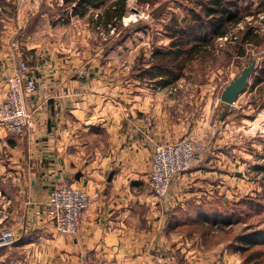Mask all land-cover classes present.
I'll list each match as a JSON object with an SVG mask.
<instances>
[{"label": "crops", "instance_id": "1", "mask_svg": "<svg viewBox=\"0 0 264 264\" xmlns=\"http://www.w3.org/2000/svg\"><path fill=\"white\" fill-rule=\"evenodd\" d=\"M30 1L0 0V71L12 72L23 58L36 69L37 80L26 97L31 112L26 132L15 136L0 127V213H5L0 222L14 221L19 209L20 235L29 232L10 252L0 250V264H242L229 240L204 253L197 250L198 240L179 232L183 226L168 225L176 208L185 212L199 206L198 199L208 202L221 194L230 178L221 167L228 158L218 148L205 151L176 177L171 201L151 192L147 165L154 146L191 133L190 123L171 125L170 113L183 107L182 98L146 92L113 96L102 77L90 78V48L74 46L69 37L89 38L90 31L72 28L77 17L62 24L57 16V24H50L49 0H35L47 2L39 14L31 8L24 12ZM35 18L39 24L32 28ZM98 68L102 71L103 64ZM91 85L100 92L90 91ZM4 90L0 79V99ZM203 123L207 127V120ZM207 129L213 134L211 126ZM59 184L97 196L77 235L45 238L50 224L34 211Z\"/></svg>", "mask_w": 264, "mask_h": 264}, {"label": "rangeland", "instance_id": "2", "mask_svg": "<svg viewBox=\"0 0 264 264\" xmlns=\"http://www.w3.org/2000/svg\"><path fill=\"white\" fill-rule=\"evenodd\" d=\"M52 2L54 0H49L52 6L47 5L50 9L48 14H51L50 18L48 17L50 24H57L58 20L55 18L57 16L61 19L59 21H63L62 24L70 21L71 17H77L71 16L65 20L63 11L66 9L69 13V7L63 8L62 0L56 1V4H52ZM192 2L193 0H149L138 3L136 0H127L124 16L119 24L111 28L108 33L102 28L98 29L99 33L94 32L90 28L89 15L86 14L83 17H77L72 28L81 33L89 30V38L80 33H77L78 36L73 34L69 37L72 36L74 46L90 48V78L102 77L103 79L100 80L109 86V90H107L109 93L113 96L118 94L132 96L146 92L160 95V97L177 94L182 98L181 106L183 107L170 113L174 116L171 119V125L178 127L190 123L189 130H191L190 134H186L177 140L192 137L205 143L206 152L212 148H218L221 154L227 156L228 159L223 160L221 167L227 170L230 180L224 182V188L218 198L224 196L230 201L237 203L240 201V205L236 203V207L231 213L230 203L218 204L220 205L219 211L230 215V219L233 220L232 225H230L231 232L227 231L228 226L222 229L209 226L208 236L204 238L201 228L186 225L179 229V232L184 233L185 237L191 240L195 239L196 242L198 240L201 245L197 246V250L206 253L208 251L206 248H210L216 243L227 242L232 234L245 231L246 226H250L249 232L264 231V82L255 87L252 85L255 72L259 66L264 65V0H241L240 3L245 6L244 16L226 34L229 35V38L220 40L218 37L215 40L217 50L210 54L204 62H193L186 69L184 76L170 84H157L158 78H151L149 75L153 72L149 69L151 53L157 46L168 44L169 39L164 30L165 26L168 25L173 14L183 16L185 8L191 6ZM46 4L45 1H40L37 4L35 0H31L24 8V12H28L31 8L32 12L37 9L36 13L39 14ZM89 12V17H96L97 10ZM38 24L39 19L35 18L32 28ZM248 26L255 28L263 41L259 45L247 44L243 56L232 55L228 57L226 50L234 48L233 39L235 36L238 38L241 31ZM254 59L257 68L251 74L245 90L233 104L221 102L220 94L224 87L234 76L239 74L244 66H247ZM24 60L31 68L32 75L36 80V69L29 64V60ZM100 64H103L104 69L102 71L98 68ZM143 70H148V72H143ZM84 91L86 90H79L78 92L83 93ZM90 91L100 92L97 85H91ZM113 103L112 100L111 104ZM206 120L207 127L203 128V122ZM208 126L212 127L213 134L205 133L209 132L207 131ZM214 134L217 135V141L213 139ZM195 162L194 159L192 166ZM152 194L155 196L153 192ZM158 199L166 202L171 201L169 193L165 198ZM198 200L205 202L208 198ZM43 204L34 211L35 216L49 223L52 229L50 234L48 232L43 237L49 238L54 234L63 235L56 232L53 222H49L37 213L42 210ZM0 211H3L1 206ZM0 214L4 215L5 213ZM14 215L17 217L14 221L5 218L0 222V235H2L3 230L9 229L16 241L14 244L0 246V250L9 249L10 252L20 237H23L24 240L29 235L28 231L20 235L21 220L19 217L22 216V213L19 209ZM210 229L212 230L210 231ZM226 244L228 245V243ZM198 247L200 248L198 249ZM261 264H264V260Z\"/></svg>", "mask_w": 264, "mask_h": 264}, {"label": "trees", "instance_id": "3", "mask_svg": "<svg viewBox=\"0 0 264 264\" xmlns=\"http://www.w3.org/2000/svg\"><path fill=\"white\" fill-rule=\"evenodd\" d=\"M127 0H62L63 14L69 19L71 16L83 17L89 11L97 10L96 17H89L90 28L99 33V28L108 33L125 14ZM138 3L149 0H136ZM241 0H193L191 6L185 8L183 16L173 14L164 30L169 39L167 45L157 46L151 53L147 73L151 78H158L157 84H170L185 75L186 69L195 61L204 60L217 50L215 40L230 32V29L244 16L245 6ZM235 36V35H234ZM234 48H228V57L243 56L245 46L259 45L263 41L259 32L253 27H245L238 38L235 36ZM215 46V47H214ZM148 72V70H143ZM264 82V65L259 66L254 75L253 87ZM231 204L230 211L236 207V201L223 197H214L208 202H201L199 206L190 205L188 211L181 212L178 208L172 212L168 225L193 226L201 228L204 238H207L209 226L214 228L227 227L231 232L233 220L230 215L219 211L218 204ZM240 205V201L238 203ZM242 204V203H241ZM244 204V203H243ZM222 218V219H218ZM228 217V218H226ZM225 218V219H223ZM234 233L229 239L228 246L232 251L240 254L242 264H261L264 260V231ZM212 229H210L211 231Z\"/></svg>", "mask_w": 264, "mask_h": 264}, {"label": "built area", "instance_id": "4", "mask_svg": "<svg viewBox=\"0 0 264 264\" xmlns=\"http://www.w3.org/2000/svg\"><path fill=\"white\" fill-rule=\"evenodd\" d=\"M226 38H229V35L218 39ZM0 79L5 87L0 99V127L8 134L22 136L31 120L26 97L35 91L37 82L24 59L16 62L12 72L0 71ZM205 148V143L192 137L155 145L148 165L149 184L155 196L165 198L176 177L187 172L192 166V161L202 156ZM96 196V193L90 195L80 187L59 184L52 187L42 210L37 213L53 222L57 233L75 236L91 200ZM15 241L9 229L3 230L0 246L14 244Z\"/></svg>", "mask_w": 264, "mask_h": 264}, {"label": "water", "instance_id": "5", "mask_svg": "<svg viewBox=\"0 0 264 264\" xmlns=\"http://www.w3.org/2000/svg\"><path fill=\"white\" fill-rule=\"evenodd\" d=\"M257 68L256 60H252L247 66H244L237 76H234L229 83L224 87L220 94L221 102L226 104H233L238 96L245 90L248 85L251 74ZM80 173L76 174V178ZM113 172H110L108 180L111 179Z\"/></svg>", "mask_w": 264, "mask_h": 264}]
</instances>
